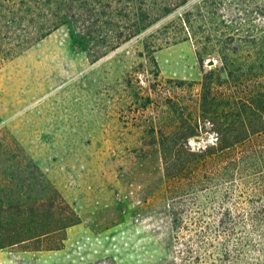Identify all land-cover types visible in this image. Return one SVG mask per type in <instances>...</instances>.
Segmentation results:
<instances>
[{"label":"rangeland","instance_id":"obj_1","mask_svg":"<svg viewBox=\"0 0 264 264\" xmlns=\"http://www.w3.org/2000/svg\"><path fill=\"white\" fill-rule=\"evenodd\" d=\"M109 2L0 65V200L57 192L78 216L58 249L4 247L0 264H169L154 139L200 113L205 73L227 78L232 37L264 35V0ZM119 32L132 36L96 58Z\"/></svg>","mask_w":264,"mask_h":264},{"label":"trees","instance_id":"obj_2","mask_svg":"<svg viewBox=\"0 0 264 264\" xmlns=\"http://www.w3.org/2000/svg\"><path fill=\"white\" fill-rule=\"evenodd\" d=\"M109 1L0 0V65L66 22L94 24L85 15L103 14L97 6ZM131 36L101 37L95 57ZM231 40L238 47L221 51L227 78L214 70L203 75L200 113L154 139L169 264H264V35ZM248 43L257 48L254 54ZM230 50L239 55L238 65L228 59ZM202 136L212 139L191 143ZM77 222L57 192L30 205L0 200V249L25 243L58 249Z\"/></svg>","mask_w":264,"mask_h":264}]
</instances>
